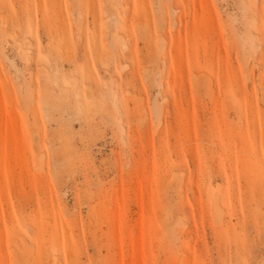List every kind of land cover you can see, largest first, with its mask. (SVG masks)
Masks as SVG:
<instances>
[{
  "label": "rangeland",
  "instance_id": "rangeland-1",
  "mask_svg": "<svg viewBox=\"0 0 264 264\" xmlns=\"http://www.w3.org/2000/svg\"><path fill=\"white\" fill-rule=\"evenodd\" d=\"M0 264H264V0H0Z\"/></svg>",
  "mask_w": 264,
  "mask_h": 264
},
{
  "label": "bare ground",
  "instance_id": "bare-ground-1",
  "mask_svg": "<svg viewBox=\"0 0 264 264\" xmlns=\"http://www.w3.org/2000/svg\"><path fill=\"white\" fill-rule=\"evenodd\" d=\"M256 35V34H255ZM30 49V48H29ZM25 52V51H24ZM28 52V51H27ZM29 54V53H28ZM27 131H28V129H27ZM29 132V131H28ZM36 134V133H35ZM30 147V146H29Z\"/></svg>",
  "mask_w": 264,
  "mask_h": 264
}]
</instances>
